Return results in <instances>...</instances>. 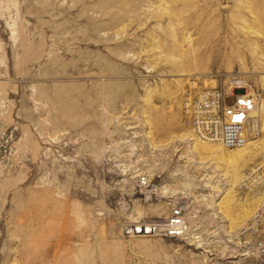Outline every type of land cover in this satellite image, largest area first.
<instances>
[{
    "label": "rangeland",
    "instance_id": "1",
    "mask_svg": "<svg viewBox=\"0 0 264 264\" xmlns=\"http://www.w3.org/2000/svg\"><path fill=\"white\" fill-rule=\"evenodd\" d=\"M237 70L264 80V0H0V264H258L253 200L183 137ZM180 198L188 238L137 230Z\"/></svg>",
    "mask_w": 264,
    "mask_h": 264
},
{
    "label": "built area",
    "instance_id": "2",
    "mask_svg": "<svg viewBox=\"0 0 264 264\" xmlns=\"http://www.w3.org/2000/svg\"><path fill=\"white\" fill-rule=\"evenodd\" d=\"M212 77L213 83L184 92L182 111L188 127L201 140L218 143L228 150L253 142L254 149L259 148L264 142L262 79L252 83L238 70L215 73ZM241 175L237 189L248 192L249 201L255 204L241 228L242 247L256 256L258 264H264V159L251 161ZM139 178L141 185L150 181L144 175ZM185 207L183 200L177 199L165 217L148 224L149 231L188 238L190 225Z\"/></svg>",
    "mask_w": 264,
    "mask_h": 264
},
{
    "label": "bare ground",
    "instance_id": "3",
    "mask_svg": "<svg viewBox=\"0 0 264 264\" xmlns=\"http://www.w3.org/2000/svg\"><path fill=\"white\" fill-rule=\"evenodd\" d=\"M245 3H247V0H245ZM243 27H245L246 32L257 34V36L260 35L261 33L260 31L253 28L252 26L245 24ZM261 79L264 83L263 78ZM183 137L191 141L190 142L191 149L195 150L196 153L198 154L196 157L197 159V161L195 162L196 164L210 162L209 165H206L204 167V173L202 174L201 180L206 181L205 185L211 186L212 189L217 187L216 185L214 186L211 184V181H213L214 178H216L217 176L215 171H222L220 172V175H223V176L228 175L232 177L230 179L231 181L230 183L232 185H236L237 183H239L242 177L239 171V168H240L239 166L241 164L246 163L248 161L247 159H249L250 157V154H253L257 149V148L254 149L255 142L251 143L250 145L240 147L239 149L228 150V149H225L224 147L222 148L218 143H215L212 141H203L200 138L196 137L192 132H190L189 134H185V135L183 134ZM263 147H264V142L260 145L259 148L262 149ZM201 154H204V156H201ZM210 165L214 166L213 169L211 170H210ZM189 186L190 184H187L183 187V189L187 192H190L192 190V187L190 188ZM210 196H212V194ZM227 208L228 206L224 205V210H227ZM249 211H248V214H249ZM234 222H237V220H235ZM137 230L144 231L145 234H147L149 231V228L148 227L147 228L145 227L143 229L137 228Z\"/></svg>",
    "mask_w": 264,
    "mask_h": 264
}]
</instances>
